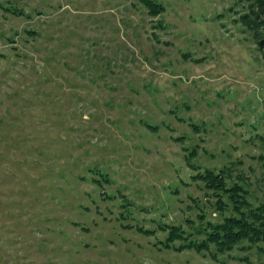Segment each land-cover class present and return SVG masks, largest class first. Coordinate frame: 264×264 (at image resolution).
Instances as JSON below:
<instances>
[{"label": "rangeland", "instance_id": "obj_1", "mask_svg": "<svg viewBox=\"0 0 264 264\" xmlns=\"http://www.w3.org/2000/svg\"><path fill=\"white\" fill-rule=\"evenodd\" d=\"M155 1L0 0V264H264L159 228L235 213L186 157L264 203V58L240 19L259 3Z\"/></svg>", "mask_w": 264, "mask_h": 264}, {"label": "trees", "instance_id": "obj_2", "mask_svg": "<svg viewBox=\"0 0 264 264\" xmlns=\"http://www.w3.org/2000/svg\"><path fill=\"white\" fill-rule=\"evenodd\" d=\"M139 1L147 8L149 15L153 17L164 10V7L155 0ZM256 1L259 4L255 8L251 6L240 19L246 28L252 32L264 58V31L262 30L264 26L260 23V14L264 12V0ZM186 163L192 171L198 170L192 175L193 180L203 183L205 187L213 189L215 192H229V197L233 198L235 213L224 217L220 222H208L204 226L194 227L195 234L200 237H196L193 233H187L180 226L160 224L159 228L167 231L168 234L165 240L161 242L162 247L177 252L192 249L198 253H207L214 261H220L221 255L240 247L244 240L251 244H260L258 247L264 251V203L253 207L241 194L242 188L240 186L228 188L224 174L210 169L200 170L201 168L196 164L189 163L187 157ZM122 197L121 206H127L123 195ZM127 227H131V225ZM135 228L145 235L152 233L142 226ZM176 240L179 242L178 245L175 244Z\"/></svg>", "mask_w": 264, "mask_h": 264}]
</instances>
